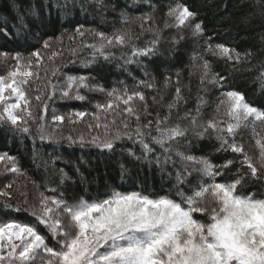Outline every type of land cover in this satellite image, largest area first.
I'll return each instance as SVG.
<instances>
[{"label": "snow or ice", "instance_id": "obj_1", "mask_svg": "<svg viewBox=\"0 0 264 264\" xmlns=\"http://www.w3.org/2000/svg\"><path fill=\"white\" fill-rule=\"evenodd\" d=\"M165 16L164 28H176L181 33L172 37L174 45L185 39L181 31L184 28L190 29L194 37L204 34L202 22H195L196 13L187 5L179 2L169 5ZM121 17L127 22L124 12ZM137 19L141 21V34L145 31L153 34L144 47L131 44L137 37L129 30H117L111 35L95 31L96 42L85 45L92 49V61L101 57L109 60V50L114 47H131V56L125 59L127 64L138 63V57L155 55L162 39L161 29L155 26L151 13H144ZM75 31L84 35L82 26ZM4 35L9 34L5 31ZM16 42L21 43L19 39ZM205 52L230 63L241 62V54L223 44L206 42ZM60 56L62 52L55 50L48 40L28 56L20 51L14 55L0 53V63L15 62L6 75H0V122L10 125L16 133L28 136L32 135L35 125L40 141L50 145L66 142L69 146H92L112 152L118 141L133 140L141 146L143 158L149 160L154 152L149 140L159 145L164 153H169L174 143L178 144L187 136L186 127L169 123L172 111L178 110L181 102H186L179 86L173 100L167 104L168 115L157 114L155 122L143 123L141 112L144 116L150 113L145 94L138 89L154 88V83L141 80L133 91L126 87L106 90L100 85L89 84L90 77L83 75H69L63 84L54 83L52 78L58 72L56 59ZM199 59L202 61L197 65L201 69V87L207 83L223 88L225 77L214 73L211 63L203 56ZM176 76L179 83L180 73ZM261 76L264 77V72ZM170 82L171 78L166 77L165 86ZM81 89L106 92L108 99L97 102L94 113L79 111L65 116L53 111L49 124V102H54L57 97L83 101L86 97L81 94ZM33 99L38 102L36 106H43V115L37 116L33 111ZM136 101L144 102L143 107ZM206 104L207 101L198 96L195 115L188 111L183 119L201 129L197 132L201 138L211 130L219 141L218 151H231L242 157L239 160L241 168L236 170L234 179L224 182L216 179L235 163L232 159L216 165L206 157L177 151L183 165L182 170L176 172L177 185L187 184L190 189L188 192L179 189V200L169 195L150 196L140 191L117 189L70 200L59 185H46L51 195L40 192L37 187L29 200L28 193L18 188L23 200L15 205L6 202L3 207L17 213L26 212L35 223L0 220V264H264V199L256 198L254 194H241L239 190L248 179H264V137L256 139L258 159H254L236 139L239 130L249 125L253 135H257L255 125L257 122L264 124V109L249 104L239 91L225 90L217 98L215 115L205 123L201 114ZM89 115L92 122L88 124L87 134H64L66 122H82ZM109 116L112 119H108ZM153 124L156 135H152ZM129 155L135 157L131 151ZM168 159L165 156L164 162ZM5 160L10 165L6 171L23 174L15 157L0 154V161ZM155 163H161L160 156L155 157ZM245 166L248 172H243ZM0 196L12 198L8 192H0ZM197 214L206 219H198ZM39 226L47 230L54 244H49Z\"/></svg>", "mask_w": 264, "mask_h": 264}, {"label": "trees", "instance_id": "obj_2", "mask_svg": "<svg viewBox=\"0 0 264 264\" xmlns=\"http://www.w3.org/2000/svg\"><path fill=\"white\" fill-rule=\"evenodd\" d=\"M177 2L196 13L195 22H202L204 34L194 37L190 29L184 28L181 31L185 39L174 45L172 37L181 33L176 28H164V22L169 5ZM122 12L127 15V22L122 21ZM144 13H151L155 26L161 29L162 39L155 55L138 57V63L127 64L125 59L131 56V47H114L109 50V60L101 57L92 61V49L85 45L96 42L95 31L111 35L117 30H129L137 37L131 44L144 47L153 38L151 32L141 34V21L137 17ZM80 26L84 30L83 36L75 31ZM5 31L8 36L4 35ZM209 37L211 41H208ZM44 40L52 42L55 50L62 52V56L56 59L58 72L52 78L54 83L63 84L69 75L90 77L89 84L100 85L106 90L126 87L133 91L141 80L154 83V88L138 89L145 94L150 113L144 116L141 112L143 123L148 120L155 122L157 114L161 117L168 115L167 104L173 100L179 86L186 102H181L179 109L172 111L169 123L186 127L187 136L181 138L178 144L174 143L169 153H164L159 145L149 140L154 149L149 160L143 158L141 146L133 140L118 141L112 152L92 146H69L66 142L50 145L40 141L35 125L32 126V135L28 136L14 132L10 125L0 122V154L15 157L23 173L6 171L10 167L8 161H0V192H8L12 197L9 200L0 196V220L18 219L35 223L26 212L17 213L3 207L6 202L15 205L23 200L18 188L28 193L29 200L37 187L40 192L51 195L46 185H59L70 200L110 193L112 189L140 191L150 196L169 195L179 200L178 190L188 192L190 189L187 184L177 185L176 172L183 168L177 151L206 157L216 165L232 159L235 163L224 169L223 176L216 179L224 182L235 178L236 170L241 168L239 160L242 157L231 151H218L219 141L211 130L210 134L201 138L197 135L201 129L194 128L183 117L188 111L195 115L198 96H202L207 104L202 109L201 119L206 123L215 115V103L225 90L239 91L249 104L264 109V77L261 76L264 72V0H0V53L14 55L20 51L28 56L32 50L42 48ZM206 42L235 49L241 54V62L230 63L206 53ZM201 56L211 63L214 73L225 77L223 88L207 83L201 87V69L197 67L202 63ZM12 64L11 60L7 64L0 63V75H6ZM177 72L180 73L179 83ZM49 76L51 78V72ZM166 77L171 78L167 87ZM81 94L86 97L83 101L60 100L57 97L54 102H49L48 123L51 124L53 111L65 116L79 111L94 113L95 104L108 99L106 92L81 89ZM32 103L36 115H43V106H36L38 102L35 99ZM136 103L143 107L144 102ZM120 107L124 106L121 104ZM91 122L90 115L82 122H66L64 134H87ZM132 124L135 127L134 118ZM255 127L256 136L249 125L239 130L236 139L244 144L254 159H258L256 139L264 137V124L257 122ZM152 135H156L154 124ZM130 151L135 153V157L142 158L129 155ZM156 156L161 157L159 165L155 163ZM165 156L169 157L167 163L164 162ZM243 172H248L246 166ZM9 184L12 187H6ZM239 190L241 194H254L256 198L264 199V179H248ZM197 218L206 219L199 214ZM39 230L47 236L50 245L55 243L43 226H39Z\"/></svg>", "mask_w": 264, "mask_h": 264}, {"label": "rangeland", "instance_id": "obj_3", "mask_svg": "<svg viewBox=\"0 0 264 264\" xmlns=\"http://www.w3.org/2000/svg\"><path fill=\"white\" fill-rule=\"evenodd\" d=\"M14 62V61H13ZM15 63V62H14Z\"/></svg>", "mask_w": 264, "mask_h": 264}]
</instances>
